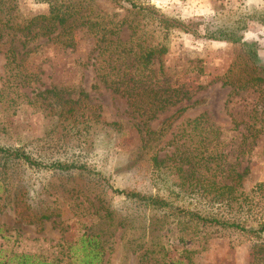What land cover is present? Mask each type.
I'll return each instance as SVG.
<instances>
[{
	"label": "rangeland",
	"instance_id": "rangeland-1",
	"mask_svg": "<svg viewBox=\"0 0 264 264\" xmlns=\"http://www.w3.org/2000/svg\"><path fill=\"white\" fill-rule=\"evenodd\" d=\"M135 1L185 25V32L170 28L162 43L167 49L160 58L165 71L162 80L186 89L190 95L186 104L196 102L169 121L161 139L153 136L145 147H141L137 132L141 119L130 113L123 97L112 93L95 75V44L90 36L74 29L72 45L64 47L53 41L52 35L34 36L36 29L12 31L15 24L23 26L29 18L46 14L47 5L43 0H9L8 6H2L0 146L32 152L41 159H77L86 171L65 175L23 165L20 170L25 174L13 179L0 177V264H17L20 255L69 264L67 247L78 243L83 233L98 237L101 264H252V245L256 243L252 235L201 223L192 233H183L176 227L180 211L143 209L137 203L125 202L113 190L148 192L154 155L166 160L185 148H195L197 153L221 156L223 173L219 170L214 177L208 173L210 181L229 183L232 170L246 169L241 181L244 195L239 199L242 209L225 211L208 202L213 196L210 188L203 192L186 183L179 186L182 177L178 179L171 160L158 165L156 189L169 187L174 206L200 217L220 216L247 228L255 226L259 216L264 217V192L252 190L255 184L264 183V85L230 94L231 90L221 85V77L229 66L242 62V47L209 38L215 30H233L242 42L256 44V54L264 64V0ZM105 5L98 4L104 8L106 20H129L126 4L122 10ZM129 34L123 27L120 39H129ZM8 48L14 50L15 57L5 65ZM157 66L154 62L153 67ZM45 89L59 91L61 102L77 101L72 106L75 112L71 116L60 114L53 100L39 96ZM175 109L165 111L145 127L158 132ZM199 116L203 131L193 135L206 134L207 140L193 144L195 138L189 140L191 128L186 122ZM67 124L74 126L68 133L71 127ZM206 127L216 129L215 139ZM98 172L110 188L92 176ZM39 214L48 218L38 220ZM162 222L166 224L160 225Z\"/></svg>",
	"mask_w": 264,
	"mask_h": 264
},
{
	"label": "trees",
	"instance_id": "trees-1",
	"mask_svg": "<svg viewBox=\"0 0 264 264\" xmlns=\"http://www.w3.org/2000/svg\"><path fill=\"white\" fill-rule=\"evenodd\" d=\"M47 5L46 14H39L29 18L23 26L15 24L10 27L12 31H29L36 29L34 36H53V41L64 47L72 45L71 33L74 29H81L83 32L94 40L95 55L93 57V66L97 79L107 86L112 93L119 95L125 99L126 105L130 113L140 118L142 128L137 127V132L140 136L141 147H145L152 137L156 136L161 139L164 130L168 127L169 121L180 117L192 105L186 104L190 99L189 92L176 83H166L163 79L165 71L162 67L160 58L167 52L164 44L166 34L170 28L187 31L185 25L158 15L155 10L149 6L138 4L135 0H43ZM9 5V0H0V11L4 4ZM111 6L113 9L122 10L123 4L128 6L125 9L129 14V20L123 17L118 20H106L104 8L99 5ZM106 6V5H105ZM6 9V8H5ZM111 16H115L112 14ZM129 31L130 38L122 41L120 32L122 28ZM3 29L0 30V40L3 37ZM189 31V30H188ZM233 30L225 32L224 30H215L213 35H210L211 40L225 41L232 44H240L242 47L243 57L239 64H232L221 77V85L227 86L231 93L245 92L252 89H258L264 85V64H261L260 58L256 54V44L251 42H242L240 36H234ZM229 33V34H228ZM136 36L137 39L134 37ZM135 39V42L133 41ZM149 39V40H148ZM15 57L14 50L8 48L5 51V65L12 63ZM154 62L158 66L155 69ZM197 73L201 71L198 68ZM22 78V76H19ZM83 97L85 94L80 92ZM59 91L54 89L43 90L39 96L43 100H53L59 109L60 114H68L71 116L75 112L72 107L77 104V101L62 100ZM185 103V104H184ZM52 104V103H51ZM184 104V105H183ZM70 106V107H69ZM66 107V108H65ZM176 108L174 113L169 118L162 121L161 129L158 132H152L145 125L157 118L165 111ZM202 117H196L193 120L186 122L189 126V140L193 144H202L207 140V135L198 133L193 135L195 131H203L199 126ZM66 119V118H65ZM69 119V118H68ZM73 124H67L70 132ZM236 126V124H234ZM263 126H260L258 132L263 131ZM211 134V138L215 139V130L211 127H206ZM255 131V130H254ZM214 133V134H213ZM192 134V135H191ZM189 146L188 148H190ZM178 151V150H177ZM196 152L195 154H193ZM203 152V151H202ZM175 157V159H174ZM152 162L151 171L149 174L148 192L146 189H114L113 191L122 196L125 202L137 203L143 209L164 211H180L177 216L176 227L183 233L193 231L199 223L214 224L221 228H232L240 232L252 235L256 243L252 245V264H261L264 262V217L259 216L256 224L253 227L247 228L244 224H239L235 221L225 220L222 217H200L199 215L178 208L173 205L175 199L171 198L172 190L156 189V179L159 175L158 165L164 164L167 160H171L173 167L178 176L182 177V187L184 183L189 188L202 190L210 188L213 196L208 202L217 203L222 210L231 211L233 207L237 210L242 209L240 198L244 195L241 191V181L245 177L246 169L241 172L231 171V180L229 183L219 182V184L211 179H206L211 172V177L214 173L221 171L219 161L221 156H212L209 153H200L195 148L188 151L179 152L178 155H170L168 159L160 160L155 155L150 159ZM165 160V161H164ZM77 159H41L39 156H34L32 152L21 151L14 148L0 146V177L11 178L19 174H25L20 167L28 165L29 169L49 170L55 174L68 175L72 171L84 172L86 168L82 164H78ZM170 168V166H165ZM200 169L202 172L196 173ZM88 171V170H87ZM168 172H164L167 174ZM196 174V176H194ZM92 176L104 182V185L110 188L108 182L98 172ZM166 183V176L162 177ZM187 181V182H185ZM167 184V183H166ZM253 191L264 192V183L255 184ZM34 190L31 187L30 192ZM155 191V192H154ZM29 199H33V195L29 194ZM237 210L235 213H237ZM47 215L39 214L38 220H46ZM194 224H191V223ZM162 222L160 225H164ZM102 249L98 246V237L89 233H83L78 239V243L67 247L69 264H101ZM65 256V258H67ZM20 260L17 264H53L45 260H38L32 256L20 255ZM176 264H180L177 262Z\"/></svg>",
	"mask_w": 264,
	"mask_h": 264
}]
</instances>
